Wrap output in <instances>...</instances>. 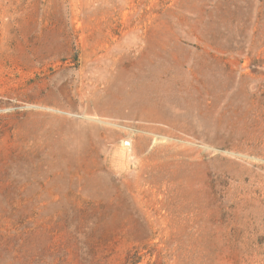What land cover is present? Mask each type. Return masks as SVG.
<instances>
[{
	"label": "rangeland",
	"instance_id": "rangeland-1",
	"mask_svg": "<svg viewBox=\"0 0 264 264\" xmlns=\"http://www.w3.org/2000/svg\"><path fill=\"white\" fill-rule=\"evenodd\" d=\"M0 264H264V0H0Z\"/></svg>",
	"mask_w": 264,
	"mask_h": 264
}]
</instances>
